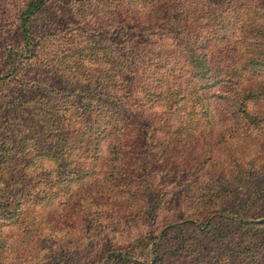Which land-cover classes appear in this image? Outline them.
I'll list each match as a JSON object with an SVG mask.
<instances>
[{"label": "trees", "instance_id": "16d2710c", "mask_svg": "<svg viewBox=\"0 0 264 264\" xmlns=\"http://www.w3.org/2000/svg\"><path fill=\"white\" fill-rule=\"evenodd\" d=\"M0 264H264V0H0Z\"/></svg>", "mask_w": 264, "mask_h": 264}]
</instances>
